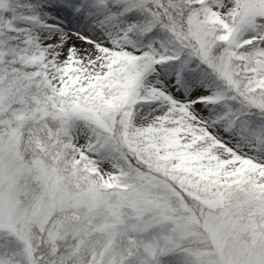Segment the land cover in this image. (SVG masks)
I'll return each instance as SVG.
<instances>
[{
	"label": "snow or ice",
	"instance_id": "obj_1",
	"mask_svg": "<svg viewBox=\"0 0 264 264\" xmlns=\"http://www.w3.org/2000/svg\"><path fill=\"white\" fill-rule=\"evenodd\" d=\"M0 264H264V0H0Z\"/></svg>",
	"mask_w": 264,
	"mask_h": 264
}]
</instances>
